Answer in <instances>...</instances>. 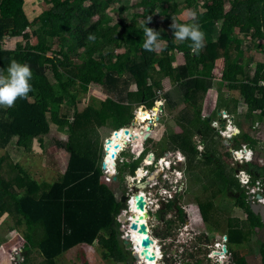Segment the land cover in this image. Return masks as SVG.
<instances>
[{"label": "trees", "instance_id": "obj_1", "mask_svg": "<svg viewBox=\"0 0 264 264\" xmlns=\"http://www.w3.org/2000/svg\"><path fill=\"white\" fill-rule=\"evenodd\" d=\"M114 1L45 0L51 8L41 15L34 13L31 20L24 11V0H0V70L6 69L14 58L28 63L33 72L29 98H18L11 108L0 107V149H6L14 139H18L20 148H26L32 138L38 139L43 146L52 129L50 120L60 123L65 118L63 112L67 101L76 107L78 85L87 89L97 82L105 85L109 94L101 108L91 105L82 113L76 110L75 120L63 124L67 126L69 139L59 145L70 154V159L62 182L39 184L20 175L17 166L4 167V158L0 159V219L8 214L19 224L24 220L27 222L25 239L43 258L38 263L35 257L37 264H55L56 258L66 251L81 244L94 245L97 241L105 249L106 259L113 258L117 262L132 259L120 240L118 220L124 209L123 203L100 180L103 170L98 124L119 130L132 115L134 104L147 106L155 100L154 106L141 108L143 111L158 106L160 101L156 100V92L163 88V79L177 84L184 102L191 106L192 100L196 104L201 91H207L212 85V80L202 75L210 74L221 61L223 67L218 74L221 81L231 90H238L248 106L253 104L260 90V109H264V86L259 87L260 81H264V55L247 54L256 40H264V0H204L202 5L200 0L142 2L146 7L143 17L158 7H164L163 11L168 13L181 4L195 12L200 29L205 33V47L199 55L191 52L190 40L176 42L157 24L153 29L160 33L159 39L166 42L163 53L145 51L142 47L144 29L126 26L123 32H118L119 25L111 24L112 18L106 9ZM145 27L149 26L145 24ZM237 29L244 36H251L253 42L245 44L235 33ZM127 32L131 33L129 44L135 48L138 58L107 51L109 47L121 48ZM32 35L38 37L37 44L31 42ZM13 39L27 40V43L22 47L15 46ZM100 43L102 48L97 49ZM82 48L86 51L79 54ZM175 53L184 57V63L176 67L172 65ZM76 57L84 63L76 64ZM165 100L171 105L168 95ZM229 104L230 100L221 98L217 107L235 112L236 105L229 109ZM194 115L198 122L205 123L199 112ZM185 119L189 122L187 116ZM244 138L251 141V146L255 143L247 135ZM173 144L187 154L190 162L195 160L196 149L187 135L174 136ZM139 153L137 150L131 155L134 157ZM131 158L120 165L127 176H133L139 167V162H131ZM149 159L152 157L145 160ZM145 160L142 166L153 165L145 164ZM251 168L264 178V166L249 164L247 171L252 174ZM138 176L142 178V170L138 171ZM229 181L226 177L225 185ZM40 190L44 193L36 199L34 196ZM26 191L28 195L21 197ZM253 215L255 225L249 224L250 229L246 232L235 231L245 240L247 235L251 237L255 227L264 226L261 218ZM259 255L264 264V244L259 248ZM234 262L248 264L242 256L235 257Z\"/></svg>", "mask_w": 264, "mask_h": 264}, {"label": "rangeland", "instance_id": "obj_2", "mask_svg": "<svg viewBox=\"0 0 264 264\" xmlns=\"http://www.w3.org/2000/svg\"><path fill=\"white\" fill-rule=\"evenodd\" d=\"M143 1L116 0L106 9V13L112 18L111 24L119 25L118 32H123L126 26L144 29L145 24L152 28L157 24L174 39V30L170 27L172 20L174 19L176 23H179L177 18L184 23L190 21L184 15L189 9L183 4L169 10L168 13L163 11L164 7H158L153 13L143 17L146 13V7L142 5ZM180 1L182 0H177V2ZM203 1L200 0V5ZM23 8L29 19L33 20L34 13L43 14L51 8V4L45 0H24ZM148 17L152 18L150 23H147ZM211 24L212 22L202 28L205 29ZM235 33L245 44L253 40L251 36H244L238 29ZM130 38L131 33L127 32L121 48L116 50L114 47H109L107 51L113 55L125 53L130 58H138L135 48L129 44ZM30 40L33 44L38 43L36 35H32ZM160 41L161 49L155 51L157 54H162L166 45L165 41ZM12 42L15 46L22 47L26 45L27 40L13 39ZM3 44L5 45L6 42ZM101 48L100 43L97 49ZM85 51L86 48H82L79 54H84ZM247 54L253 57L264 55V40H256ZM174 56L175 59L172 61L174 67L184 63L183 55L175 53ZM258 61L254 62L252 70L255 69ZM74 62L84 63L79 57L74 58ZM222 67V62L218 61L216 68L210 70V74L202 75L212 80V85L207 91H201L196 104L193 100L191 106L184 102L178 85L168 78L163 79V88L156 92L157 98L160 99L156 100H159L160 104L152 110H147L151 111L152 117L146 110L140 109L142 105L134 104L132 115L135 112L137 117L132 120L133 123L123 124V126L131 129L134 136L135 133L132 130L136 128L142 130L144 140L141 145L137 141L127 143L116 160L117 169H119L117 174L112 177L106 172L104 174L105 180L110 182L116 197L120 200L126 198V203H130L131 196H134V191L138 189L136 185L142 181H133L130 176H127L120 167L122 162L125 159L129 162L132 156L130 154L138 150L139 155L131 158V162L137 160L139 170H148V174H154L152 180L149 178L144 180L148 182L144 191L147 194L150 193L148 196L150 205L147 208L150 236L157 241L162 254V260L158 264H216L217 262L224 264L225 259L221 260L224 256L223 249L236 250L235 257L246 258L248 264H262L259 248L264 244V226L256 227L254 234L252 233L251 237L247 235L246 240L242 238L241 233L235 232L237 229L238 232H246L250 229L249 224H256L253 211L255 216H259L260 210L252 209V202H255L254 193L263 196L264 199V178H261L259 172L254 171L253 168H251V171H254L252 174L247 171L249 164L264 166V109H260L262 98L258 90L253 104L248 106L238 90H231L218 77ZM77 88L76 107L67 101L63 112L65 118H62L60 123L50 120L52 129L45 138L43 146L38 139L32 138L26 148H20L17 145L18 139H14L6 149H0V159L4 158V167L11 169L12 166H17L21 174L30 173L39 183L50 182L47 175L44 176L48 169L56 168L59 174L66 169L70 154L60 147L59 142H66L69 139V132L67 126L63 124H66L68 120L72 122L75 120L76 110L82 113L91 105L101 108L109 98L105 85L97 82H93L87 89H83L80 85ZM166 95L171 99V105L167 104ZM221 98L230 100L229 109H233L236 105V111L230 113L222 106L217 107ZM145 101L148 99L146 98ZM154 104L155 100L146 107L150 108ZM67 105L69 107H66ZM196 112H199L201 120L205 123L196 120L194 115ZM261 114L263 116L260 119ZM186 116L189 122L185 119ZM98 125L103 154L104 144L114 131L110 126L102 127V123ZM207 129H209L208 136ZM180 134L187 135L196 149L193 162H190L187 154L175 148L173 144V137ZM244 135L249 136L255 143L251 146V141L245 139ZM238 152L241 155H238ZM149 156L152 159L145 160ZM176 159L180 161L173 165L172 160ZM144 160L145 164L153 165L142 166ZM162 160L166 167L161 165ZM49 174L52 173L49 172ZM56 176L58 177V174ZM226 177L230 180L228 185H225ZM129 209L130 207H127L122 210L124 219L119 218L118 222L120 223V240L132 259L124 262H117L113 258L106 259L103 247L98 243L92 247H76L66 255H61L56 263L94 264L99 260L101 264H140V260L134 259V249H129L125 243L127 227L130 224L128 223L131 215ZM261 220L264 223L262 218ZM26 225L25 220L19 224L16 218L8 214L0 219V264H37L43 261L39 250L32 249L25 240ZM200 236L206 237V240L202 238L201 246L197 247L199 250H196V247L195 249L192 247ZM234 241H241V243ZM16 253L21 254L22 257L19 255L15 257Z\"/></svg>", "mask_w": 264, "mask_h": 264}, {"label": "clouds", "instance_id": "obj_3", "mask_svg": "<svg viewBox=\"0 0 264 264\" xmlns=\"http://www.w3.org/2000/svg\"><path fill=\"white\" fill-rule=\"evenodd\" d=\"M184 15L192 22L176 23L173 19L170 27L174 30V40L178 42L190 40L191 52L194 55H199L205 47V33L200 29L195 12L189 10ZM151 19V17H148L147 23H150ZM144 37L142 47L145 51L154 52L161 49L160 33L158 31L151 27H145ZM32 78L33 72L28 63L17 61L14 58L11 59L8 67L0 70V107L11 108L18 98L28 99V94L32 91V84L30 83ZM178 161L180 160H172L173 165ZM222 259L223 257H221Z\"/></svg>", "mask_w": 264, "mask_h": 264}, {"label": "bare ground", "instance_id": "obj_4", "mask_svg": "<svg viewBox=\"0 0 264 264\" xmlns=\"http://www.w3.org/2000/svg\"><path fill=\"white\" fill-rule=\"evenodd\" d=\"M147 112L149 113V115L151 114V111H147ZM143 130H144V128H143ZM132 131H134L135 136L131 132V129L127 128L126 126L121 128V129H119V130H115L113 132V134L105 142V148H106V151H107L106 157L108 155V159L106 161V164L109 165L106 168V172L107 173H109V174H115L116 173L115 172V168H114L115 162L119 158V155H118L119 152L127 145V143H131L133 141H135V142L137 141V142H139L138 144L141 145V142L144 140L143 139L144 135H143L142 130H139L138 128H136V130H132ZM238 153H239L238 155H241L240 152H238ZM249 154H248V156H249ZM163 162L164 161L162 160L161 165H164V167H166V165L163 164ZM153 176H154L153 173L148 174V170H145V171H143V176H142L141 179L149 178L150 180H152ZM135 178L138 181L141 180V179H139L138 171H137V174L135 175ZM255 186H257V185H255ZM134 192H135L134 196H131V198H130L129 207H130V210L132 212H135V217H132L129 220L128 223H131V222L134 221L138 225L146 224L147 233L146 234H139L138 232H136L134 230H131L130 227L128 226L127 227L128 230H127V233H126V239L125 240L128 241V242L134 243V245L136 246L134 251L137 252L138 254H140L141 251L143 250V248L140 245L142 238H146L147 236H149L151 238L150 229H149V226H148V220L149 219H148V211H147L148 210L147 208L150 205V203H149L150 201L148 199V195H147L146 191H144V190L137 191L136 190ZM138 195L142 196L144 198V200H145V203H146V206H145L144 210H142V211L139 210L137 208V206H136V203H137L136 196H138ZM254 199H255V202H252V205H251L253 207V208L251 207L252 209H254V205H257L260 208L264 206L263 196L258 195V194L255 195V193H254ZM253 213L255 214L254 211H253ZM259 217H260V215H259ZM152 240L154 241V243H153V245H151L149 250L151 252L155 253L156 260L154 262H151V263L145 261V264H158V262L160 260H162V256H161L162 254H161L160 247L157 246V241L155 239H152ZM141 258H140V261L142 263V262H144V258L143 259H141Z\"/></svg>", "mask_w": 264, "mask_h": 264}, {"label": "water", "instance_id": "obj_5", "mask_svg": "<svg viewBox=\"0 0 264 264\" xmlns=\"http://www.w3.org/2000/svg\"><path fill=\"white\" fill-rule=\"evenodd\" d=\"M160 100V99H159ZM152 107V106H151ZM150 107V108H151ZM142 109H145V108H147L145 105H142V107H141ZM140 108V109H141ZM135 118V112L133 113V115L131 116V118L130 119H127V120H125L124 121V124H129V123H133L132 122V120ZM148 182L147 181H144V182H142V183H138L137 185H136V187L138 188V189H140V190H144L145 189V187H146V184H147ZM136 200H137V203H136V206H137V208L139 209V210H144V208H145V206H146V203H145V200H144V198L142 197V196H140V195H138V196H136ZM126 198H123V207L124 208H129V203H126ZM254 210L255 211H257V210H260L259 212V214H260V216H261V218L263 219V221H264V206L263 207H257V206H254ZM129 212L131 213V215H130V217H129V220L132 218V217H135V212H132L130 209H129ZM120 219H124V214H121L120 215V217H119ZM129 227H130V229L131 230H134V231H136V232H138L139 234H146L147 233V227H146V224H140V225H138L136 222H131L130 224H129ZM126 243V245H127V247L130 249V248H132V249H135V245H134V243H132V242H128V241H126L125 242ZM153 243H154V241L149 237V236H147L146 238H142V240H141V247L143 248V250L141 251V253L140 254H138L137 252H134V259L135 260H140V258L141 259H143L144 258V262L146 261V262H154L155 260H156V255H155V253L154 252H151L150 250H149V248L151 247V245H153Z\"/></svg>", "mask_w": 264, "mask_h": 264}, {"label": "crops", "instance_id": "obj_6", "mask_svg": "<svg viewBox=\"0 0 264 264\" xmlns=\"http://www.w3.org/2000/svg\"><path fill=\"white\" fill-rule=\"evenodd\" d=\"M113 131H115V130H113ZM35 139V138H34ZM36 140V139H35ZM13 141V140H12ZM31 141H32V139H31ZM35 143V142H34ZM31 144V143H30ZM105 145V144H104ZM105 147V146H104ZM106 154H107V151H106V148H105V152L102 154V170H103V175L101 176V183L102 184H104V185H106V186H108L109 188H111V185H110V182H107L106 180H105V176H104V174H105V169H106V166H109L108 164H106V161H107V157H106ZM70 159V158H69ZM125 161H127V159H125ZM123 163V162H122ZM68 164H69V162H68ZM114 168H115V174H117V171L119 170V169H117V161L115 162V166H114ZM139 168L140 167H138L137 169H136V172H135V174L133 175V176H131V175H129L130 176V178H132L133 179V181H135L136 180V178H135V175L137 174V171L139 170ZM48 169V168H47ZM67 169H68V165H67V167H66V169H64V170H62V173L61 174H59V172L57 171V169L56 168H52V169H48V171L47 172H45L44 173V176L45 175H47V177H48V180L50 181V182H52V183H50L49 182V184H51V185H53V184H55V183H58V182H62L63 181V179H64V177H65V174H66V171H67ZM117 169V170H116ZM114 170V169H113ZM18 172H19V174L20 175H22L23 177H30V178H32L33 180H35L34 178H33V176L29 173V174H27V173H25L24 175L23 174H21V172H20V170L18 169ZM49 172H51L52 174H49ZM58 174V177L56 176ZM114 174H111V177L113 176ZM109 176H110V174H109ZM57 177V178H56ZM50 178H52V179H50ZM36 181V180H35ZM39 183V182H38ZM43 183H45L44 181H42L41 183H39V184H43ZM47 183V182H46ZM112 189V188H111ZM43 193H44V191L43 190H40L34 197L36 198V199H40L41 197H42V195H43ZM28 195V192L26 191V192H24L22 195H21V197H25V196H27ZM122 201V203H123V199L121 200ZM124 208V207H123ZM26 240V239H25ZM27 241V240H26ZM27 244V243H26ZM29 244V243H28ZM96 244H98V241L94 244V245H88V244H81V245H79V246H88V247H92V246H96ZM29 246L32 248V246L29 244ZM79 246H77V247H79ZM27 247V246H26ZM76 248V247H75ZM16 249H18V248H16ZM32 249H34V248H32ZM74 249V248H73ZM72 250V249H71ZM71 250H68V251H66L65 253H63V254H61L62 256H64V255H66V253L67 252H69V251H71ZM104 250V253H105V249H103ZM235 251L236 250H234V255L232 256L233 257V262H234V258H235ZM17 255H19V257H22L21 256V254H19V253H16V255H15V257L17 256ZM105 256V255H104ZM25 257V256H24ZM59 257H61V256H59ZM58 257V258H59ZM58 258H56V260L58 259ZM56 260H55V264H57L56 263ZM100 261L98 260V262H95L94 264H101V263H99ZM235 263V262H234Z\"/></svg>", "mask_w": 264, "mask_h": 264}, {"label": "built area", "instance_id": "obj_7", "mask_svg": "<svg viewBox=\"0 0 264 264\" xmlns=\"http://www.w3.org/2000/svg\"><path fill=\"white\" fill-rule=\"evenodd\" d=\"M261 86H264V81H261ZM131 155V154H130ZM107 158H108V155H107ZM108 166H106V168H107ZM105 172H106V169H105ZM107 173V172H106ZM108 175H109V173H107ZM110 176H111V174H110ZM146 179V178H145ZM145 179H141L140 181H142V182H144V180ZM136 181H138V180H136ZM137 190H139L140 191V189H137ZM148 196L150 195V193H148L147 194ZM217 247V246H216ZM223 251H224V256H223V259H225V263L224 264H234V262H233V255H232V253H231V251H228V250H224L223 249ZM209 259H210V255H209ZM140 264H145V262H142V263H140ZM216 264H223L222 262H217Z\"/></svg>", "mask_w": 264, "mask_h": 264}, {"label": "flooded vegetation", "instance_id": "obj_8", "mask_svg": "<svg viewBox=\"0 0 264 264\" xmlns=\"http://www.w3.org/2000/svg\"><path fill=\"white\" fill-rule=\"evenodd\" d=\"M136 191V190H135ZM201 206V205H200ZM203 220H205V219H203ZM252 224V223H251ZM206 227L208 228V225L206 224ZM256 229V227L254 228V230ZM254 234V233H253ZM203 237L202 236H200V238L198 239V241L196 242V244L195 245H193V247L192 248H194L195 249V247H196V250H199V248H197V247H199V246H201V243H202V240L204 239V240H206V237H204L203 239H202ZM229 239V238H228ZM231 253H232V255H234V250H231Z\"/></svg>", "mask_w": 264, "mask_h": 264}]
</instances>
